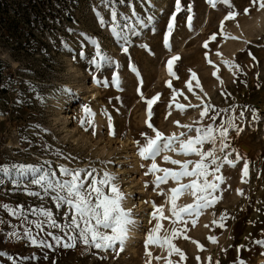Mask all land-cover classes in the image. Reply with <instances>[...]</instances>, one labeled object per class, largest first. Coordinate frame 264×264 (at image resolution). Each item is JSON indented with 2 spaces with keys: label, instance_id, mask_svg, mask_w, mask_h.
<instances>
[{
  "label": "rangeland",
  "instance_id": "obj_1",
  "mask_svg": "<svg viewBox=\"0 0 264 264\" xmlns=\"http://www.w3.org/2000/svg\"><path fill=\"white\" fill-rule=\"evenodd\" d=\"M63 1L71 20L56 14L52 36L41 37L46 43L57 42L49 48L51 58L44 59L30 48L0 47V166L10 169L8 174L0 171V264H239L241 260L264 264V245L256 243L264 241V8L260 0L255 4L228 0L215 6L208 0H180L179 11L176 0H111L120 25L124 17L132 16L129 4L136 12L127 28L118 29L119 35L111 31L109 0ZM60 4H55V10ZM229 12L236 13L234 19H225ZM174 14V27L165 42ZM98 16L104 17L103 25ZM43 20H35L38 28ZM214 33L216 39L210 40ZM98 53L112 63L94 65ZM172 56L179 57L173 62L175 75L167 70ZM114 74L119 76V88L112 82ZM158 94L149 118L146 101ZM201 101L217 110L214 126L233 121L228 147L217 153L221 164L217 175L223 181L214 193L216 203L198 217L186 216L187 223L174 225L169 197L170 189L178 185L169 180L157 187L154 176L145 175L151 161L138 155L137 141L145 143L142 134L155 136L149 122L165 136L187 132L177 121L193 129L212 123L208 117L201 118ZM177 103L186 110L179 111ZM85 106L94 113L92 125L81 124L86 120ZM190 135L194 137L195 131ZM211 147L205 144L203 150ZM165 154L180 161L199 159L176 152L157 157L160 167L174 170L179 166L165 162ZM225 157L233 163H225ZM13 164L56 171L61 179V165L111 173L125 196L123 207L138 220L141 239L132 244V250L119 242L96 249L79 239L74 247L61 246L45 233L62 237V242L74 235L63 227L71 216L67 205L58 207L53 194L32 183L41 172L19 173L11 170ZM192 202L187 194L176 201L178 206ZM17 206H22L23 215L19 211L12 214L10 210ZM33 208L51 211L61 227L44 224L43 231L36 229L33 221L44 217L34 215ZM157 208L168 219H162ZM158 222L161 228L157 230ZM173 227L178 230L176 236ZM29 228L33 236L53 247L31 244L24 235ZM149 232L160 244L145 247ZM166 238L184 259L169 249Z\"/></svg>",
  "mask_w": 264,
  "mask_h": 264
},
{
  "label": "snow or ice",
  "instance_id": "obj_2",
  "mask_svg": "<svg viewBox=\"0 0 264 264\" xmlns=\"http://www.w3.org/2000/svg\"><path fill=\"white\" fill-rule=\"evenodd\" d=\"M124 2V0H120ZM213 6L218 2L227 4L228 0H208ZM255 4L257 0H252ZM110 11V22L111 31L119 35L118 29L123 30L127 28L128 21L136 16L134 7L129 4L132 12L131 17H124V24L120 25L118 23V13L115 7L112 6L111 0H109ZM260 8H264V0H260ZM177 11L180 10V0H176ZM191 11V9H189ZM248 9L244 10L245 14H248ZM236 13L229 12L225 17L226 20L234 19ZM176 17L175 14L171 17L169 24L167 25V35L165 36V42H167L168 37L174 27V21ZM192 17H188L189 23ZM99 22L103 25L105 23L103 16H98ZM223 28V21L221 23V29ZM216 34L214 33L210 40H215ZM204 47H208V42H205ZM123 51L127 52V48ZM207 58V54H206ZM178 56H172L167 62V70L170 75H175L173 72V62L178 60ZM99 62L112 63L110 58L106 55L97 54V59L93 60V64L99 67ZM215 75V73H213ZM193 78L196 77L195 73H192ZM178 78V77H177ZM112 82L117 88L120 87V80L118 74H114L112 77ZM197 87H200L199 81L197 79ZM169 87H171L169 83ZM188 90L191 92L192 85L191 81L187 82ZM202 90V89H201ZM159 99V94L152 99L146 101L148 106V116L151 117V109L154 103ZM173 100L176 99V90H173ZM187 99V97H185ZM200 99V97H197ZM203 108L200 112L201 118L208 117L212 123L206 126L196 127L193 129L192 125H181L179 121L175 122L177 126L187 129V132H181L179 136L175 133L170 136H165L160 131L156 130L154 126L149 122L147 126L155 132V136H145V143L138 145V155L142 160H150L151 163L145 172V175L152 174L154 176V184L159 187L160 185L168 183L169 180L174 181L178 186L171 188V195L169 197L171 207V216L175 217L172 223L175 225L177 221L187 223L188 221L185 217L199 216L203 209L211 207L217 202V197L214 193L217 191L219 182L223 181V176L217 175L219 173L221 164L218 162L220 157L217 155L218 152H224L228 147L226 139L228 136V129L233 127V121L228 120L226 124H221L218 127L214 126L217 119V110L210 104H204L201 101ZM171 103L169 107H171ZM188 107H200V105H188ZM176 108L179 111H185L186 106L183 104H176ZM86 115V120H82L81 124L84 123L92 125V113L91 109L87 106L84 108ZM211 113V115H210ZM196 123H200L197 121ZM87 130V129H85ZM195 131L196 135L193 137L190 135L192 131ZM239 130V129H237ZM218 133V136H217ZM187 137V139H181V137ZM179 145V148L176 145ZM205 144H211L212 147L204 151L203 146ZM199 146V147H197ZM176 152L177 155L184 156H198V160H185L180 161L177 159H172L169 155H164L163 160L172 165H178L179 169L174 170L172 168L160 167L157 163V157L162 153ZM239 159V157H237ZM224 162L232 164L233 162L224 158ZM191 165V168L189 167ZM144 167V165H141ZM247 164L244 165V174H247ZM11 170L17 171L19 173H24L26 171L41 172L38 178L32 180V183L40 185L46 193L53 194V198L57 202V206L67 205L71 216L67 224L63 225L64 228L68 229L74 235L68 236L67 241L62 242V237L53 235L52 232H46L47 236L52 237L54 241L61 246L74 247L75 241L79 239L85 245H91L96 249H107L113 247L118 242L122 245L127 238L129 225L133 224L130 210H126L123 207V201L125 199L124 194L120 188L116 185V177L109 172L99 173L96 169H72L61 165L59 167L60 176H57L56 171H44L43 169H36L30 165H11ZM0 171L8 174L10 172L9 167L0 166ZM157 173H162V175H157ZM211 177V179H209ZM184 178H191L188 183H182ZM239 191V190H238ZM32 195H38V193H31ZM163 194V193H162ZM187 194L193 198V202L190 204H185L178 206L176 201L179 195ZM242 194V193H241ZM5 209H8V205H3ZM155 207V205H154ZM13 215L19 211L23 215L22 206H17V208L10 210ZM30 211L34 215L43 216L44 220L33 221L35 228L43 231V225L48 224L52 228L61 227L60 224L53 219V214L51 211L45 208H33ZM158 212H161L162 219H168V217H163L162 209L157 208ZM156 212L153 213L155 218ZM223 220V216L221 217ZM195 225L196 221H191ZM216 223V221H213ZM222 226V225H221ZM207 227V226H206ZM161 224L158 222L156 229H160ZM178 230L176 227L172 228V235H178ZM15 235V233L13 234ZM24 235L28 238L31 244L52 248L53 245L48 243L47 240L38 239L37 236H33L31 229H27ZM215 242V238H210ZM149 243L160 244L158 240H155L152 232H149L146 240L145 247L147 248ZM170 250L180 253L181 259H184L183 253L180 249L175 248L171 243L170 239H165ZM256 243L264 245V241H256ZM162 246V245H161ZM198 247H200L198 245ZM151 256L150 253H147ZM171 255V251L169 253ZM159 259V257H157ZM171 264V262H169ZM239 264H243V261H239Z\"/></svg>",
  "mask_w": 264,
  "mask_h": 264
},
{
  "label": "trees",
  "instance_id": "obj_3",
  "mask_svg": "<svg viewBox=\"0 0 264 264\" xmlns=\"http://www.w3.org/2000/svg\"><path fill=\"white\" fill-rule=\"evenodd\" d=\"M59 3L60 8L55 10V4ZM56 14H62L66 21L71 20V11L63 0H0V47L30 48L44 59L51 58L49 48L57 42L46 43L41 37L52 36ZM40 17L44 20L38 28L35 20Z\"/></svg>",
  "mask_w": 264,
  "mask_h": 264
},
{
  "label": "bare ground",
  "instance_id": "obj_4",
  "mask_svg": "<svg viewBox=\"0 0 264 264\" xmlns=\"http://www.w3.org/2000/svg\"><path fill=\"white\" fill-rule=\"evenodd\" d=\"M132 220L134 221V223L129 225L127 238L123 242L124 247L127 248L128 250H132L133 249L132 244L141 239V234L139 233V228L137 225L138 220L135 219L133 216H132Z\"/></svg>",
  "mask_w": 264,
  "mask_h": 264
}]
</instances>
